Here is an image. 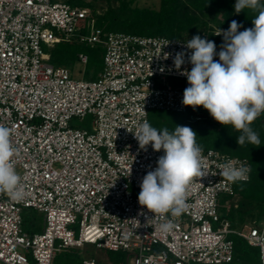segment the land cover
<instances>
[{"label": "built area", "instance_id": "built-area-1", "mask_svg": "<svg viewBox=\"0 0 264 264\" xmlns=\"http://www.w3.org/2000/svg\"><path fill=\"white\" fill-rule=\"evenodd\" d=\"M74 39L104 47L97 80L75 78L49 62L43 45ZM191 39L104 32L89 8L68 2L0 0V125L12 130L11 162L25 189L20 201L0 193V264H53L59 253L85 244L128 253L124 264H232L233 235L258 248L264 264V221L236 230L220 210L221 199L235 196L236 185L251 175L232 183L220 166L230 158L250 168L246 159L203 149L207 175L188 186L186 210L169 214L176 225L171 233L156 231L158 218L138 203L142 178L163 151L141 149L132 132L153 110L187 113V78L173 60L184 51L181 71L191 70L184 46ZM79 58L86 66L88 57ZM87 116L93 131L72 126ZM27 209L43 214L41 232L24 230Z\"/></svg>", "mask_w": 264, "mask_h": 264}, {"label": "clouds", "instance_id": "clouds-1", "mask_svg": "<svg viewBox=\"0 0 264 264\" xmlns=\"http://www.w3.org/2000/svg\"><path fill=\"white\" fill-rule=\"evenodd\" d=\"M245 9L257 13L252 19L253 27L240 31L243 25L232 20L227 30L217 31L214 35L223 37L219 52L214 41L193 36L184 43L191 50L187 58L191 70L181 71L185 64L184 51L175 54L173 64L188 82L183 92V106L193 110L202 106L216 122L240 133L236 137L239 146L248 143L259 147V134L251 125L264 114V4L261 0H236L235 14ZM217 55L219 59L215 60ZM11 131L0 125V193L20 201L25 189L22 177L11 162L16 154L10 140ZM132 133L141 149L147 150L151 145L154 151H163L155 169L142 178L138 203L154 214L151 219L158 218L153 225L156 231L171 233L176 225L168 218L169 214L175 218L186 210L188 186L194 178L207 175L202 167L203 149L197 143V133L179 125L172 132L167 128L157 129L147 120ZM220 167L219 174L229 182L249 179L251 169L244 165L237 167L230 158Z\"/></svg>", "mask_w": 264, "mask_h": 264}, {"label": "trees", "instance_id": "trees-1", "mask_svg": "<svg viewBox=\"0 0 264 264\" xmlns=\"http://www.w3.org/2000/svg\"><path fill=\"white\" fill-rule=\"evenodd\" d=\"M64 1L73 4L75 0ZM235 3L236 0H160L158 7H152L139 5V0H91L83 1L80 6L91 10L96 27L104 32L162 36L172 40L199 35L201 38L208 36L211 41L222 44L223 37L215 36L214 32L227 30L232 20L243 25L240 31L253 27L252 19L257 13L245 9L237 15ZM261 4H264V0H261ZM45 51L53 66L68 68L73 77L80 54H87L86 66L93 67L85 72V77L97 80L104 69L105 49L97 44L74 39L54 46L46 45ZM149 123L157 129L167 128L170 132L177 125L188 126L197 133L196 140L202 149H215L224 155L246 159L251 168L250 180L236 185L235 196H224L220 210L236 230L264 221V114L251 125L259 134V147L248 143L239 146L236 137L240 133L231 126L216 122L202 106L195 110L188 107L187 113L153 110L149 115ZM33 211L27 209L24 213V230L41 232L43 224L39 223ZM231 238L235 244L232 264H261L258 248L250 246L237 235ZM80 250L57 255L53 264H82L84 259ZM109 257L112 264H124L125 255L121 251H109Z\"/></svg>", "mask_w": 264, "mask_h": 264}, {"label": "rangeland", "instance_id": "rangeland-1", "mask_svg": "<svg viewBox=\"0 0 264 264\" xmlns=\"http://www.w3.org/2000/svg\"><path fill=\"white\" fill-rule=\"evenodd\" d=\"M52 1L53 2H66L64 0H52ZM159 1L160 0H139V5L158 7ZM82 2H83V0H75L73 2V4L80 6V4ZM84 2H86V1H84ZM98 10L101 11V8H99ZM43 48L45 50L46 45H43ZM92 69H93L92 66H84L81 63V60L79 58V61L77 62L76 66H75V72H74L75 78H83L85 80H90V78L85 77V72L92 70ZM94 80H96V79H94ZM168 83L175 86V85H180L183 82L178 80V79H174V80L170 79V80H168ZM72 126L73 127H81V128L87 129L89 131H93V116H87L84 119L75 118L72 121ZM33 212L36 214V217H37L39 223H41V225H42L44 223L43 214L40 212H36V211H33ZM25 231L30 233V234H34V233H31L30 230H28V229H25ZM78 231H79V229H78V227H76V234H78ZM35 232L38 233L40 231L37 230ZM79 250L81 251L80 253L82 254V257L84 260L94 258V259H96L98 264H112L110 257H109V251L110 250H107L104 248H98L95 244H85V246L82 248L66 250V251H63L61 253H75ZM61 253H59V254H61ZM123 253L125 255L124 263H126L128 260V253H125V252H123Z\"/></svg>", "mask_w": 264, "mask_h": 264}]
</instances>
